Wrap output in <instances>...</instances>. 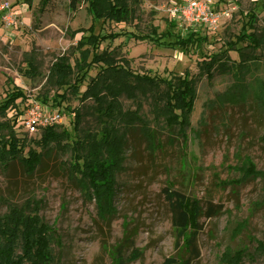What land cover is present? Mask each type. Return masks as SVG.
<instances>
[{
  "label": "rangeland",
  "instance_id": "374dc122",
  "mask_svg": "<svg viewBox=\"0 0 264 264\" xmlns=\"http://www.w3.org/2000/svg\"><path fill=\"white\" fill-rule=\"evenodd\" d=\"M179 1L139 0L132 19L116 24L96 21L85 3L73 11L65 0H32L30 8L24 0H0V7L10 5L14 20L10 27L0 20V103L13 86L34 97L47 91L49 68L56 58L65 56L71 65L78 58L75 47L82 33L74 36L77 31L93 28L100 36L117 35L102 43L99 52L114 50L137 74L168 77L188 72L193 78L199 77L198 64L207 56L226 51L238 62L237 54L227 50L238 35L264 33V0H211L215 9L234 8L230 19L214 31L171 26L164 9ZM250 16L253 29L248 27ZM167 32L173 38L164 39ZM177 37L184 46L170 43ZM195 38L197 43H192ZM29 56L37 66L33 80L23 75ZM256 58L242 79L214 72L210 81L205 76L198 80L185 139L171 141L160 134V150L150 155L138 136H129L110 209L105 206L102 211L73 182L69 166L74 161L67 150L43 157L32 175L16 163L8 169L0 165V198L14 206L29 199L38 205V216L54 232L51 248L59 264H118L117 254L123 264H164L169 258L180 264L187 254L182 244L175 250L169 208L161 193L169 188L201 205L221 208L217 216L199 220V257L189 264H221L224 252L242 247L251 254L244 264H264V255H255L257 242L264 237V49ZM53 96L51 91L49 104ZM67 98L61 109L69 106L87 113L80 127L94 129L92 102ZM123 103L134 110L131 103ZM61 114L62 128L71 132L74 114L64 110ZM142 114L151 120L147 104ZM40 131L17 133L29 140L38 139ZM5 210L3 206L1 213Z\"/></svg>",
  "mask_w": 264,
  "mask_h": 264
},
{
  "label": "trees",
  "instance_id": "16d2710c",
  "mask_svg": "<svg viewBox=\"0 0 264 264\" xmlns=\"http://www.w3.org/2000/svg\"><path fill=\"white\" fill-rule=\"evenodd\" d=\"M65 1L73 11L85 3L88 13L96 21L116 24L128 23L139 4V0ZM31 3L32 0H24L29 8ZM252 19L250 16L248 27L251 29L254 26ZM173 23L171 26L174 27ZM80 32L82 35L75 47L78 58L72 65L65 56L56 58L49 68L47 91L36 97L40 103L56 107L61 113L63 110L73 113L72 131L62 128L63 124L41 129L38 139L28 140L24 134L19 137L15 118L27 100V92L13 86L0 103V117L3 119L0 123V165L8 169L16 163L26 174L32 175L40 167L43 157L55 150H67L74 161L69 166L71 179L83 194L95 200L102 211L105 206L110 209L117 193V176L124 170L129 136H138L144 143V151L150 155L160 150V134L171 141L185 139L198 80L205 76L210 81L214 72L237 74L242 79L249 72L248 65L258 61L257 51L264 49V33L259 36L255 33L241 34L227 49L237 54L238 62L231 60L225 51L203 58L198 64L199 77L193 78L188 72L158 77L133 72L128 61L119 58L114 50L99 52L102 43L117 39V35L100 36L90 28L87 32L77 31L74 36ZM163 38L171 39L173 36L167 32ZM193 40L192 43H197L196 38ZM170 43L180 47L185 45L179 37ZM239 44L243 47L236 48ZM24 62V77L35 79L38 73L34 59L25 57ZM92 70L96 71L94 77L89 75ZM51 91L54 92L53 104H49L47 98ZM68 95L79 97L80 104L92 102L89 114L95 122L94 129L80 127L83 115L87 113L77 108L70 110L69 106L61 109V105L68 101ZM18 100L20 103L16 104ZM123 102L131 103L134 110L131 111ZM144 104H147L151 120L143 117ZM13 110L16 114L9 118L8 114ZM151 125L156 126L155 130ZM161 193L169 208L175 250L178 251L182 244L187 254L186 260L180 264H189L199 257L196 244L201 230L199 220L217 216L221 208L212 204L201 205L197 200L169 188H164ZM3 206L6 210L1 213ZM38 209L30 199L21 206H14L0 198V264H59L51 248L54 232L38 216ZM255 255H264V237L263 242H257ZM250 256L243 247L226 251L221 256V264H244ZM116 260L123 264L121 255L117 254ZM164 264H179V261L169 258Z\"/></svg>",
  "mask_w": 264,
  "mask_h": 264
},
{
  "label": "built area",
  "instance_id": "2783aa9c",
  "mask_svg": "<svg viewBox=\"0 0 264 264\" xmlns=\"http://www.w3.org/2000/svg\"><path fill=\"white\" fill-rule=\"evenodd\" d=\"M10 5L5 3L0 7L1 21L4 26L14 24ZM234 8L220 10L213 7L211 0H180L164 9L171 22L179 23L193 30L214 31L223 21L230 19ZM20 100L16 102L19 104ZM16 112L8 114L13 118ZM16 128L24 130V134L32 135L38 130L49 126H61L63 115L53 106L40 103L36 97L27 93V100L21 105L20 113L15 118Z\"/></svg>",
  "mask_w": 264,
  "mask_h": 264
},
{
  "label": "crops",
  "instance_id": "0c3cea01",
  "mask_svg": "<svg viewBox=\"0 0 264 264\" xmlns=\"http://www.w3.org/2000/svg\"><path fill=\"white\" fill-rule=\"evenodd\" d=\"M24 5H20L19 8H23Z\"/></svg>",
  "mask_w": 264,
  "mask_h": 264
}]
</instances>
